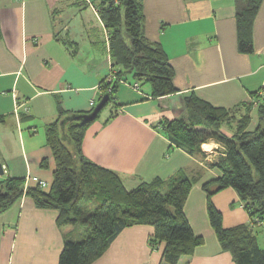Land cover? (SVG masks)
Wrapping results in <instances>:
<instances>
[{
  "label": "crops",
  "instance_id": "obj_1",
  "mask_svg": "<svg viewBox=\"0 0 264 264\" xmlns=\"http://www.w3.org/2000/svg\"><path fill=\"white\" fill-rule=\"evenodd\" d=\"M101 1L0 0V182L19 177L26 187H34L30 177L35 176L50 188L56 161L46 141L47 125L61 110H91V101L96 105L103 94L112 61L97 11ZM141 1L145 34L163 46L173 63L178 91L155 97L149 85L141 86L144 94L131 86L117 88L108 116L87 127L83 155L117 173L129 190L143 182L187 175L194 184L185 213L194 233L205 241L177 264H236L211 225L203 189L204 183L222 175L214 163L226 146L209 139L191 153L162 128L167 119L187 117L190 95L236 110V118L222 128L228 137L236 134L246 113L244 103L253 105L246 131L259 127L255 101L256 94L264 95V0L253 23L250 53L239 48L237 0ZM102 30L103 38L97 33ZM67 41L79 48L76 55ZM15 101L22 104L17 112ZM115 109L117 114L110 117ZM212 201L223 213L225 227L251 222L233 187L215 193ZM58 215V210L40 208L27 195L1 212L0 264H58L65 240L84 237L82 225L61 226ZM255 229L259 244L264 226ZM153 232L149 224L125 227L91 264H167L165 243L157 248L149 243Z\"/></svg>",
  "mask_w": 264,
  "mask_h": 264
},
{
  "label": "trees",
  "instance_id": "obj_2",
  "mask_svg": "<svg viewBox=\"0 0 264 264\" xmlns=\"http://www.w3.org/2000/svg\"><path fill=\"white\" fill-rule=\"evenodd\" d=\"M263 0H237L239 48L253 51L252 29ZM97 11L108 34L111 65L117 69L118 80L111 92L103 80V94L113 93L121 84L119 79L148 84L155 97L178 91L175 68L159 42L149 40L144 31L145 14L141 0H102ZM72 55L79 51L73 43H65ZM260 125L254 132L246 131L252 104L244 103L245 115L240 119L236 134L228 137L222 128L232 122L236 110L216 107L195 95L186 97L188 115L167 119L162 131L177 146L191 153L200 150L203 142L215 139L226 146L214 163L222 175L203 185L207 193L209 220L225 250L232 253L236 264H264V248L257 239V218L264 221V95H257ZM256 100V101H257ZM255 101V103H256ZM254 103V104H255ZM96 106V105H95ZM94 106V107H95ZM61 110L59 116L46 127L45 136L56 169L50 188L40 185L26 187L25 179L10 177L0 182V213L23 195L33 199L40 208L59 211V225L81 221L84 237L65 240L58 264H91L110 246L115 237L134 224H149L154 232L149 238L153 248L165 243L163 258L167 264H177L181 256L192 255L205 241L196 235L185 213V203L194 181L179 174L169 181L155 179L127 189L114 171L85 159L83 139L87 127L95 120H68L67 116L90 113ZM116 107V106H115ZM117 114L111 112L110 117ZM44 160L43 164L46 165ZM233 187L247 209L251 222L227 228L223 213L215 206L212 196L222 189Z\"/></svg>",
  "mask_w": 264,
  "mask_h": 264
},
{
  "label": "built area",
  "instance_id": "obj_3",
  "mask_svg": "<svg viewBox=\"0 0 264 264\" xmlns=\"http://www.w3.org/2000/svg\"><path fill=\"white\" fill-rule=\"evenodd\" d=\"M107 82L109 83V87H108V92H111L113 90V87L115 85V81L118 80V75H117V69L113 68L112 65L110 66L109 69V73L108 76L106 78ZM120 83H124V84H128L129 86H131L132 88H134L135 90H137L138 92H140L141 94H144L141 90V86L139 82H134L133 84H131L129 81H126L124 79H119ZM258 103V100L256 102V104ZM22 104H19V102L15 101V111L17 112L18 109L21 107ZM91 107L95 106V101L92 100L90 103ZM31 180H33L34 182H36L37 185H40L42 188H48V183L45 180L39 179L38 177H30ZM258 221V224L264 226V221L260 220V219H256Z\"/></svg>",
  "mask_w": 264,
  "mask_h": 264
},
{
  "label": "water",
  "instance_id": "obj_4",
  "mask_svg": "<svg viewBox=\"0 0 264 264\" xmlns=\"http://www.w3.org/2000/svg\"><path fill=\"white\" fill-rule=\"evenodd\" d=\"M109 97H110L109 94L103 95L101 100L96 104V106L90 113L67 116L63 121H61V124L64 125L65 121H68V120H84V121L94 120L99 114V112L103 109V107L108 102ZM0 168H1V165H0Z\"/></svg>",
  "mask_w": 264,
  "mask_h": 264
},
{
  "label": "rangeland",
  "instance_id": "obj_5",
  "mask_svg": "<svg viewBox=\"0 0 264 264\" xmlns=\"http://www.w3.org/2000/svg\"><path fill=\"white\" fill-rule=\"evenodd\" d=\"M94 24H96V23L94 22ZM96 26H97V24H96ZM97 33H98V35L102 36V38L104 37L103 30H102V32L98 31ZM129 79H130L129 82H130L131 84H133L134 81L131 79V77H129ZM127 86H128V87H127ZM143 86H145L146 89L148 88V84H145V85H143ZM130 88H131V87H130L128 84H127V85L120 84V85L118 86V89H119V90H120V89H127V90H129ZM141 88L143 89L144 87H141ZM115 93L117 94L118 91L113 93L114 98H115ZM97 100H98V101H97V103H98V102H99V98H98ZM113 108H114V104H113V100H111L110 103L105 107V109L103 110V112L100 114V117H98L97 119H103V118L107 117L108 114L110 113V111H111ZM78 224H79V226H80V225L82 224L81 221L78 222ZM259 244H260V246L264 247V232H261V233L259 234Z\"/></svg>",
  "mask_w": 264,
  "mask_h": 264
}]
</instances>
